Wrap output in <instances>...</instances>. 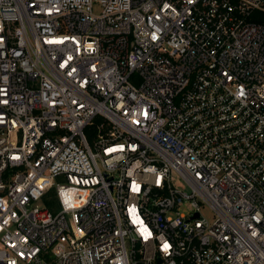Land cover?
I'll use <instances>...</instances> for the list:
<instances>
[{
  "label": "built area",
  "instance_id": "1",
  "mask_svg": "<svg viewBox=\"0 0 264 264\" xmlns=\"http://www.w3.org/2000/svg\"><path fill=\"white\" fill-rule=\"evenodd\" d=\"M256 11L0 0V264H264Z\"/></svg>",
  "mask_w": 264,
  "mask_h": 264
},
{
  "label": "trees",
  "instance_id": "2",
  "mask_svg": "<svg viewBox=\"0 0 264 264\" xmlns=\"http://www.w3.org/2000/svg\"><path fill=\"white\" fill-rule=\"evenodd\" d=\"M252 20L254 22H261V23L264 22V13L256 11L253 14ZM47 205L52 211H56V201L55 200L48 201Z\"/></svg>",
  "mask_w": 264,
  "mask_h": 264
}]
</instances>
